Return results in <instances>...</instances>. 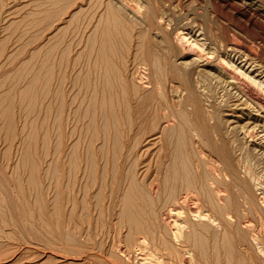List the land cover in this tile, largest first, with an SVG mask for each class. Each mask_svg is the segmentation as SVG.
Returning a JSON list of instances; mask_svg holds the SVG:
<instances>
[{"label":"rangeland","instance_id":"374dc122","mask_svg":"<svg viewBox=\"0 0 264 264\" xmlns=\"http://www.w3.org/2000/svg\"><path fill=\"white\" fill-rule=\"evenodd\" d=\"M129 1L0 0V264H151L152 262L153 264H187V262L189 264H264V225L258 224L246 204H244L246 206L240 204L241 207L232 210L233 219L225 221L217 215L214 222L208 218L209 221H207L206 218L199 217V215H189L186 205H183L179 219L182 218L184 221H182L181 234L177 237L170 232L169 223L157 220L161 219L162 211H166V204L173 201L174 192L176 194L178 191L185 192L188 189V193L191 192L190 188H185L183 184L185 179L193 174H195L194 178H197V183L195 181L192 188L199 190L198 194L202 193L199 196L200 206L206 208L208 192L205 189L207 186L203 183L207 181L208 172L205 171L209 170L208 166L205 167L209 157V148L201 144L202 147L195 145L194 150L192 149V145L196 144L195 141L200 140V138L193 137L195 141H192V116H189L187 111L178 105L179 103H175L176 98L169 90L170 84L164 80L167 78L161 77L165 75L162 70L167 67V57L162 51V45L159 47V43L157 44L156 38L161 37L157 31L168 32L171 29L169 20L175 22L179 16L184 19L183 23L192 19L193 23L190 22L194 24L201 19L200 24L204 21H211L214 26L226 25L225 29L228 28V32L235 31L238 35L239 32L243 33V36L240 35L246 43L252 42L248 39L250 37L245 36L242 30L228 20L224 12L217 11L218 9H215L211 0L151 1L153 6L159 3L158 7H162V10L167 8L164 9L166 12L171 9L173 11L169 13L175 11V14H167L169 19L162 20L163 25L169 26L165 27L166 30L163 26L156 28L160 26L156 19L154 22L149 20L148 7H146L147 9L144 7L148 4H143L146 3L145 0L142 2L140 0ZM154 2L156 3L154 4ZM258 2L264 8V0H258ZM158 7H155L157 13L159 12L157 11ZM177 7L178 9H176ZM192 7L197 10H192ZM144 9L147 11L146 14ZM161 9L160 11H162ZM142 10L143 12H140ZM137 12L145 14L147 17L144 18V15ZM191 13L193 18H190L192 17ZM176 14L178 15L176 16ZM207 14L208 18L205 16ZM169 15H175L172 16L174 20ZM194 17L196 18L194 19ZM253 41L264 50L263 38L257 37ZM164 61L165 65H162ZM105 62L110 66L107 65V67ZM105 71L108 73L106 74ZM115 74L121 75L118 78ZM120 76L123 77L120 78ZM105 78L108 79L106 82ZM48 79L50 83L47 82ZM125 84L130 87L127 88ZM60 96H63V99ZM57 100L63 102L59 101L60 104ZM58 103L60 105H57ZM61 106H63L62 110L57 108ZM135 106L136 108H134ZM166 106H169L171 110ZM157 107L158 109L155 110ZM178 108L182 110L180 111ZM135 111L141 114L138 113V115ZM62 112L63 114H61ZM83 112L86 113L83 114ZM81 114L83 115L81 116ZM164 114L169 115L165 116ZM156 118L159 120H154ZM154 121H156L155 124ZM104 123L111 126L106 124L107 129H105ZM172 123L174 129H172ZM176 123H179L178 126ZM112 124L118 128L115 129ZM175 126L177 127L175 128ZM182 128L183 130H180ZM106 130L108 131L106 132ZM105 132L109 135H107L108 139L104 138L106 137ZM114 132L116 138L112 136L115 135ZM96 134L97 136H95ZM156 134L160 136L158 135L159 138L154 139L153 136ZM169 134L173 137H170ZM118 135H121V138ZM112 140L122 143L120 144L122 147ZM184 140L191 142L186 144ZM159 144L161 146L164 144L163 148ZM101 146L104 148L102 149ZM158 148H161L160 151ZM198 148L206 151L204 152L205 156L199 153ZM192 153L194 157H191ZM245 153L243 157L247 161L244 162H248L247 165L250 164L249 166L252 167H249L250 170L257 173L256 176H259L258 180L264 187V165L258 158L253 157L252 151L248 152L249 155L247 152ZM73 155L74 157H72ZM87 156L90 160L85 159ZM170 158L171 160H169ZM187 158L190 160L188 159V161ZM180 160L181 163H178ZM203 163L205 164L203 165ZM115 164L118 167L114 169ZM157 164H161V167L156 166ZM174 164H178L177 167L180 168ZM89 166L100 171L96 173V170ZM181 166L185 168L181 169ZM156 167L161 169L160 177L168 179L166 180L168 185L165 184L166 187L157 191L159 194L156 193L154 197L151 196L147 184L149 177L155 175L153 173L156 172ZM110 169L112 170L110 171ZM90 171L94 172L90 175L94 179L89 176ZM145 171L149 174H146ZM57 173L59 176H56ZM111 173H115L114 176ZM201 173L203 174L201 175ZM174 174L175 176L177 174L176 179H173ZM101 175L106 179L99 177ZM117 175L122 180L114 195L109 191L112 187L110 185H113L112 182ZM130 178L133 179V183ZM53 179L57 182H54ZM90 180L94 182H90ZM172 180H174L177 190L174 189L175 187H170ZM84 183H86L85 186ZM121 185L127 189L126 191L130 185L133 190L130 192L129 188L131 194H134V188L137 190L132 197L137 195L135 198L139 206L135 208V211L133 209V212L137 214L141 222L146 221L140 223L139 227L131 225L126 219V210L121 209L123 208L121 195H127ZM195 185L196 188H194ZM235 187L238 188L237 185ZM234 188H229L227 199L231 200V197L240 190L238 188L234 192ZM259 190H255L254 193L255 199L258 200L256 202L261 204L264 195ZM95 191L96 194H94ZM100 191L101 193H99ZM204 191L207 195L204 194ZM230 192L234 195L230 196ZM238 193L235 195L236 198ZM118 194L119 196H117ZM140 194L141 198H138ZM147 194H150L148 196L152 198H148ZM160 194L163 195L160 196ZM242 195H239L237 200H245L246 195L245 199H242L244 196ZM100 199L101 201H99ZM95 201L96 203H94ZM112 201L113 203H111ZM146 202L148 203L146 204ZM138 208L140 212H138ZM147 208L151 210V213L147 211L150 213L149 216L146 215L147 213L145 214ZM238 209L240 211L237 212ZM248 220L250 222H247ZM251 221L254 223L251 224ZM144 223H149L148 227H146L147 224L143 226ZM193 232L195 233L193 234ZM140 236H143L144 239L141 242H139ZM187 237L192 238L189 240Z\"/></svg>","mask_w":264,"mask_h":264},{"label":"bare ground","instance_id":"6f19581e","mask_svg":"<svg viewBox=\"0 0 264 264\" xmlns=\"http://www.w3.org/2000/svg\"><path fill=\"white\" fill-rule=\"evenodd\" d=\"M129 1V0H128ZM142 2V0H140ZM153 0H145L146 3H143L145 5L148 4V6H144L145 9H147L146 7H148L147 11L149 12L147 14V16L149 15V20H151L152 22L155 21L160 25L159 27H156L157 29L160 28L161 26H163L164 28L167 27L165 25L162 24V20L164 19H169L168 18V13L170 11H173V9L169 10L168 12H166L165 8H163V10L160 8V6L158 7L157 3L155 6H153L152 2ZM156 1V0H155ZM159 1V0H158ZM209 1V0H208ZM212 3L214 4V6L216 7L215 9H218L217 11H221L224 12L227 19L232 21L240 30H242L244 32L245 36H248L250 38H248L249 40H251L252 42L250 43H246V41L244 40L243 37H241V32H239V35L237 33H235V31L233 32H228V28L225 29V26H214L211 21L210 22H203L202 20V24L199 23V21L201 20H197L198 23L194 22V24H191V22L193 23V21L189 20V21H185L184 23L182 21H184L183 18H179L177 17V21L172 22V20H169V25L170 26V30L168 32H161L164 30H161L160 32L157 31L158 33H160L159 38H161V40H159V38H156L157 44L162 45V48L165 52V57H167V67H165L166 69L162 70V72L164 71L165 75L161 76V77H165L167 79H164L165 81L167 80L169 82V90H171V92L174 94L176 100L175 103H179L178 105L181 106L182 109H185L187 111V114H189V116H192V126L191 127L193 129V136H192V141H195L194 138H200V140L197 139V141H195L196 144L192 145V149L193 147L196 146H201L202 145H206L209 148V157L207 158L208 160L206 161L207 165H205V167H207L209 170L205 171L208 172L207 174V181L206 183H203V185L205 184V186H207L205 189L208 192V196L206 191H204L206 194L205 197L206 198V203H207V207H202L200 206V197L201 194H198L197 192H200L199 190H195L193 189V184L196 181L197 183V178H194L195 174L188 176L183 184V186L185 188H190V193L189 189L188 191L182 192V191H178L176 194L174 192L173 196L174 199L171 203H167L166 205V211H162L163 213L161 214V219H157V220H163L165 221V223H169L170 226V232L175 236H179L181 234V226H182V221H184V219H179V215L182 211V206L186 205L187 211L189 212V215H199V217L202 218H208L210 220H212L211 222H214L213 220L217 217V215L221 216V218H223L225 221H229L230 219H233V215L232 214V210L237 209L239 207H241L242 205L246 204L248 208H250V213L252 212L254 214V218L258 221V224H261L262 226L264 225V198L261 202V204L257 203L255 199V190H259V192H262L264 195V187L260 184V181L258 180L259 176L257 177L255 172L253 170H250L249 165H247L246 163L248 162H244L247 161L244 160V153L245 152H251L254 154V158L256 157V159L258 158V160L261 161V163L264 165V50L263 47L261 48L260 46L256 45L255 43H253V39H256L257 37H261L264 39V8L262 7V5H260V3L258 2V0H211ZM111 2V0H110ZM131 2V1H129ZM144 2V1H143ZM168 2V1H167ZM177 2V1H176ZM175 2V3H176ZM121 3V2H120ZM156 2H154L155 4ZM180 3V2H179ZM211 3V4H212ZM111 4V3H110ZM122 4V3H121ZM124 4V3H123ZM129 4V3H128ZM162 4V3H161ZM141 5V4H140ZM173 5V4H172ZM142 6V5H141ZM157 11H159L158 13L156 12V8ZM169 6V5H167ZM213 6V5H212ZM211 6V7H212ZM264 6V5H263ZM126 7V6H125ZM175 7V6H174ZM180 7V6H179ZM199 7V6H198ZM204 7V6H203ZM110 8V7H109ZM128 8V7H127ZM133 8V7H132ZM137 8V7H136ZM188 8V6H187ZM194 7H192V10H197V9H193ZM126 9V8H125ZM131 9V8H130ZM144 12L146 14L147 11ZM160 9L162 11H160ZM165 9V10H164ZM178 9V7L176 8ZM139 10V9H136ZM180 10V9H179ZM191 10V9H190ZM191 10V11H192ZM115 11V9H114ZM126 11V10H125ZM129 10L127 9V12ZM134 11V10H132ZM184 11V10H182ZM140 12H143L140 11ZM175 12V11H174ZM169 13V14H173ZM177 12L179 13L180 11L177 10ZM190 12V11H189ZM196 12V11H195ZM133 13V12H132ZM139 13V12H137ZM199 13V12H198ZM203 13L205 14V12L203 11ZM140 14V13H139ZM138 14V15H139ZM145 14H140V15H144V18H146L147 16ZM175 14V13H174ZM182 15V13H179ZM185 14V13H183ZM194 14V13H193ZM115 15V14H114ZM135 15V14H133ZM178 14H176L177 16ZM187 15V14H186ZM146 16V17H145ZM170 16V15H169ZM172 16L175 15H171L170 17L173 18ZM192 16V13L191 15ZM190 16H187L188 18ZM208 18V14L205 15ZM216 16V15H215ZM112 17V16H109ZM201 17V16H200ZM211 17V15H210ZM209 17V18H210ZM213 17V15H212ZM217 17V16H216ZM114 18V17H113ZM121 18V17H120ZM185 18V17H184ZM190 18H193L190 17ZM196 17H194L195 19ZM111 19V18H110ZM180 19H183L180 21ZM211 19V18H210ZM148 20V19H147ZM174 20V18H173ZM188 20V19H186ZM218 20V19H217ZM140 21V18H139ZM138 21V22H139ZM191 21V22H190ZM212 21H214L212 19ZM123 22V21H121ZM166 22V20H165ZM172 22V23H171ZM124 23V22H123ZM155 23V24H157ZM196 23V24H195ZM218 23V22H216ZM226 23V22H225ZM151 24V23H150ZM168 24V23H165ZM198 24V25H197ZM219 24V23H218ZM143 25V24H141ZM145 25V24H144ZM217 25V24H215ZM220 25H222L220 23ZM234 25V26H235ZM146 26V25H145ZM155 26V25H154ZM158 26V25H156ZM144 27V26H143ZM153 27V25H152ZM169 27V26H168ZM154 28V27H153ZM156 29V30H157ZM166 30V28H165ZM227 30V31H226ZM237 30V29H236ZM155 31V30H153ZM156 32V31H155ZM238 32V31H236ZM241 34V35H240ZM159 35V34H158ZM156 36V35H155ZM243 36V35H242ZM90 45H92L91 43H89ZM88 47V46H87ZM161 48V49H162ZM90 49V48H89ZM105 50V49H104ZM101 50V51H104ZM151 51V50H150ZM90 52V51H89ZM88 52V53H89ZM92 52V51H91ZM87 53V52H86ZM102 54V53H101ZM164 54V53H163ZM91 55V54H90ZM107 55V54H106ZM101 57H103L102 55H100ZM108 56V55H107ZM163 56V55H162ZM162 61L164 60L163 57ZM100 57V58H101ZM105 57V55H104ZM107 58V57H106ZM105 59V58H104ZM106 60V59H105ZM108 60V58H107ZM158 60V59H157ZM108 62V61H106ZM105 62V63H106ZM159 62V61H158ZM104 63V64H105ZM165 61L163 62L162 65L164 64ZM100 64V63H98ZM96 64V65H98ZM110 66L109 64L106 63V66ZM93 66H95V64H93ZM107 66V67H108ZM160 66V65H159ZM101 67V65H100ZM106 67V68H107ZM105 68V70H107ZM113 68V65H112ZM49 69V68H48ZM48 69H46L48 71ZM96 69V66H95ZM114 69V68H113ZM51 70V69H49ZM112 70V69H111ZM120 71V69H118ZM52 71V70H51ZM91 71V70H90ZM159 71H161L159 69ZM44 72V71H43ZM50 72V71H48ZM92 72V71H91ZM90 72V73H91ZM97 72V71H96ZM111 72V71H110ZM116 72L118 73L117 69ZM121 72V71H120ZM95 73V71H94ZM105 73L107 74L108 71H105ZM114 73V71H113ZM112 73V74H113ZM45 74V72H44ZM48 74V73H46ZM49 75V74H48ZM117 75V74H115ZM114 75V77H116ZM118 74V78H119ZM142 75V74H140ZM45 76V75H44ZM50 76V75H49ZM48 76V77H49ZM52 76V75H51ZM97 76V75H96ZM105 76V75H104ZM145 76V75H144ZM123 76H120V78H122ZM109 78V77H108ZM126 78V77H125ZM124 78V79H125ZM147 78V77H146ZM35 80V78H34ZM52 80V77H51ZM97 80V79H95ZM108 80V79H107ZM105 78V82L107 81ZM121 80V79H120ZM123 80V79H122ZM126 80V79H125ZM145 80V79H144ZM127 81V80H126ZM125 81V82H126ZM160 81V80H159ZM158 81V82H159ZM49 82V79L48 81ZM124 82V83H125ZM164 83V81H161ZM50 83V82H49ZM109 83V81L107 82V84ZM127 83V82H126ZM145 83V82H144ZM167 83V82H166ZM97 85V84H96ZM126 85V84H125ZM50 86V85H49ZM127 86V85H126ZM164 86V85H163ZM130 86H127V88H129ZM110 88V87H109ZM108 88V90H109ZM130 90V89H129ZM111 92V91H110ZM109 92V94H110ZM132 92V90H131ZM168 93V92H167ZM92 94V93H91ZM170 95V94H169ZM91 96V95H90ZM61 97V96H60ZM63 97V96H62ZM61 97V98H62ZM147 97V96H146ZM150 97V96H149ZM170 97V96H169ZM151 98V97H150ZM149 98V99H150ZM63 99V98H62ZM133 99V98H132ZM147 99V98H146ZM172 99V98H171ZM65 100V99H64ZM163 100V99H161ZM58 101V100H57ZM61 103L63 102L62 100ZM58 101V102H59ZM132 101V100H131ZM130 101V102H131ZM147 101V100H146ZM151 101V100H150ZM149 101V102H150ZM163 102H165L163 100ZM60 103V102H59ZM57 105H60V104ZM66 103V102H65ZM168 103V102H167ZM172 103V102H170ZM161 104V103H160ZM163 104V103H162ZM166 104V103H165ZM133 105V104H131ZM164 105V104H163ZM168 105V104H167ZM172 105V104H171ZM176 105V104H175ZM54 107V106H53ZM62 107H57L59 109L62 110ZM130 107V106H129ZM132 107V106H131ZM150 107V106H149ZM165 107V106H164ZM168 107V109L171 110V108H169V106H166V108ZM174 107V106H173ZM51 108V105H50ZM65 108V107H64ZM136 108V106L134 107ZM163 108V107H162ZM6 109V108H5ZM9 109V108H8ZM58 109V110H59ZM130 109V108H129ZM158 107L155 109L157 110ZM167 109V110H168ZM180 108H178V110H182ZM140 110V108H139ZM177 110V111H178ZM184 110V111H185ZM143 111V110H142ZM174 111V110H173ZM176 111V110H175ZM183 111V112H184ZM3 112V111H2ZM61 112V111H59ZM116 112V111H115ZM113 112V113H115ZM136 112V111H135ZM166 112V111H165ZM172 112V111H171ZM6 113V112H5ZM8 113V111H7ZM86 113V112H85ZM83 112V114H85ZM137 113V112H136ZM140 113V112H138ZM137 113V114H138ZM143 113V112H142ZM180 113V112H178ZM60 114V113H59ZM63 114V112L61 113ZM60 114V115H61ZM81 114V116L83 115ZM118 114V113H117ZM134 114V113H133ZM141 114V113H140ZM156 114V113H154ZM153 114V115H154ZM158 114V112H157ZM167 114V113H166ZM173 114V112H172ZM182 114V113H180ZM186 114V115H187ZM57 115V114H56ZM111 115V114H110ZM139 115V114H138ZM165 115V114H164ZM169 115V114H168ZM165 115V116H168ZM175 115V114H174ZM183 115V114H182ZM79 116V117H81ZM113 116V115H112ZM142 116V115H141ZM151 116V115H150ZM180 116V115H179ZM184 116V115H183ZM158 117V116H156ZM57 118V117H55ZM112 118V117H111ZM114 118V117H113ZM183 118V117H182ZM185 118V117H184ZM61 119V118H60ZM63 119V118H62ZM110 119V118H108ZM108 119H106L108 121ZM120 119V118H119ZM157 119L159 120V118H156L154 120L157 121ZM187 119V118H186ZM162 120V119H161ZM177 120V119H176ZM182 120V119H181ZM188 120V119H187ZM185 120V121H187ZM105 121V122H107ZM111 121H113V119H111ZM142 121V120H141ZM147 121V119H146ZM154 121V124L155 122ZM172 121V120H171ZM178 121V120H177ZM190 121V120H189ZM93 122V121H91ZM109 122V121H108ZM115 122V121H114ZM151 122V121H150ZM160 123V121H158ZM174 122V121H173ZM63 123V122H62ZM111 123V122H110ZM139 123V122H137ZM184 123V122H183ZM187 123V122H186ZM105 124V129L106 128V124L108 123H104ZM115 124V123H114ZM114 124H112V126H115ZM118 124V123H117ZM116 124V125H117ZM173 124V123H172ZM177 126L179 123H176ZM189 123V125H191ZM62 125V124H61ZM164 125V124H163ZM188 125V124H187ZM91 126V125H90ZM107 126H111V125H107ZM120 126V125H119ZM175 126V128L177 127ZM132 127V126H131ZM164 127V126H162ZM166 127V126H165ZM182 127V126H180ZM188 127V126H187ZM93 128V127H92ZM113 128V127H112ZM118 128V127H117ZM115 126V129H117ZM148 128V127H146ZM120 129V128H119ZM118 129V130H119ZM139 129V128H137ZM161 129V128H160ZM163 129V128H162ZM161 129V130H162ZM172 129H174V124L172 125ZM103 130V129H102ZM151 130V129H150ZM164 130V129H163ZM166 130V129H165ZM178 130V129H177ZM180 130H183L180 129ZM188 130V128H187ZM190 130V129H189ZM108 130H106L107 132ZM137 131V130H136ZM139 131V130H138ZM143 131V130H142ZM140 131V132H142ZM152 131V130H151ZM167 131V130H166ZM171 131V130H169ZM98 132V131H97ZM101 132V131H100ZM105 132V136L104 138H107V135ZM111 132V131H110ZM145 132V131H144ZM161 132V131H160ZM173 132V131H171ZM188 132V131H187ZM104 133V132H103ZM119 133V132H118ZM117 133V134H118ZM137 133V132H136ZM149 133V132H148ZM162 133V132H161ZM159 133V134H161ZM167 133V132H165ZM180 133V132H179ZM183 135L184 133L181 132ZM93 134V133H92ZM115 134V132H114ZM141 134V133H140ZM143 134V133H142ZM145 134V133H144ZM147 134V133H146ZM156 134L155 136H153L154 139L159 138L158 135ZM174 134V133H172ZM101 135V134H100ZM136 135V134H135ZM138 135V134H137ZM171 134H169L170 136ZM94 136V135H93ZM97 136V134L95 135ZM94 136V137H95ZM109 136V135H108ZM113 137L116 136L112 135ZM125 136V135H124ZM144 136V135H143ZM160 136V135H159ZM190 136V135H189ZM102 137V138H103ZM119 138H121V135H118ZM139 137V135H138ZM137 137V138H138ZM173 137V136H170ZM194 137V138H193ZM92 138V137H91ZM100 138V137H99ZM103 138V139H104ZM111 138V137H110ZM116 138V137H115ZM108 139V138H107ZM107 139H105V141H108ZM127 139V138H126ZM184 139V138H183ZM183 139H180L181 141H183ZM98 140V139H97ZM96 140V141H97ZM101 140V139H100ZM128 140V139H127ZM137 140V139H136ZM140 140V139H139ZM163 140V139H162ZM161 140V141H162ZM166 140V139H165ZM164 140V142H166ZM168 140V139H167ZM177 140V139H175ZM115 141V140H112ZM111 141V143H112ZM123 141V140H122ZM159 141V140H158ZM185 141V140H184ZM103 143V141H101ZM116 142V141H115ZM140 142V141H139ZM152 142V141H151ZM163 142V143H164ZM171 142V141H170ZM177 142V141H176ZM186 142V141H185ZM191 142V141H189ZM189 142H186L189 143ZM82 143V142H80ZM90 143V142H89ZM93 143V142H92ZM117 144L120 142H116ZM115 143V145H116ZM131 143V142H129ZM136 143V142H135ZM194 143V142H193ZM113 144V143H112ZM127 144V143H126ZM153 144H155L153 142ZM158 144V143H157ZM202 144V145H201ZM93 145V144H90ZM89 145V146H90ZM102 145V144H101ZM107 145V144H106ZM118 145V146H119ZM128 145V144H127ZM160 145V144H159ZM173 145V143H172ZM181 145V144H180ZM103 146V145H102ZM101 146V147H102ZM126 146V145H124ZM134 146V145H132ZM142 146V145H141ZM158 146V145H157ZM164 146V144L162 145ZM160 145V147H162ZM169 146V145H168ZM191 146V144H190ZM94 147V146H93ZM119 147H122L121 145ZM128 148V146H126ZM179 147V146H178ZM91 148V147H90ZM89 148V149H90ZM104 147H102L103 149ZM163 148V147H162ZM170 148V147H168ZM172 148V147H171ZM191 148V147H190ZM188 148V149H190ZM114 149V148H113ZM116 149V148H115ZM136 149V148H135ZM154 149V148H153ZM161 149V148H160ZM160 149L158 148V151H160ZM178 149V148H177ZM94 150V149H93ZM146 150V149H145ZM168 150V149H167ZM173 150H175L173 148ZM194 150V149H193ZM192 150V151H193ZM199 153L204 155V152L202 148H198ZM151 151V150H150ZM156 151V150H155ZM157 151V152H158ZM165 151V150H164ZM163 151V152H164ZM191 151V150H190ZM119 152V151H118ZM131 152V151H130ZM129 152V153H130ZM161 152V153H163ZM166 152V151H165ZM92 153V152H91ZM104 153V152H103ZM146 153V152H145ZM181 153V150H180ZM186 153V152H184ZM189 153V152H187ZM194 153V152H193ZM192 153L191 157H194ZM95 154V153H94ZM120 154V153H119ZM158 154V153H157ZM246 154V153H245ZM92 155V154H91ZM124 155V154H122ZM142 155V154H141ZM155 155V154H154ZM164 155V153H163ZM166 155V154H165ZM168 155V154H167ZM173 155V154H172ZM174 155H176L174 153ZM191 155V154H189ZM188 155V156H189ZM207 155V153H206ZM249 155V153L247 154ZM251 155V154H250ZM126 156V155H125ZM182 156V155H181ZM184 156V155H183ZM187 156V154H186ZM246 156V155H245ZM74 157V155L72 156ZM93 157V156H92ZM108 157V156H107ZM160 157V156H159ZM163 157V156H162ZM168 157V156H167ZM173 157V156H172ZM171 157V158H172ZM248 156H246L247 158ZM125 158V157H124ZM171 158L169 160H171ZM176 158V157H175ZM183 158V157H182ZM182 158H178V159H182ZM249 158V157H248ZM82 159V158H80ZM85 159H89L88 156ZM108 159V158H107ZM161 159V157H160ZM173 159V158H172ZM190 160V158H187V160ZM250 159V158H249ZM74 160V158H73ZM72 160V161H73ZM93 160V159H91ZM124 160V159H123ZM144 160V159H143ZM167 160V159H166ZM168 160V161H169ZM174 160V159H173ZM183 160V159H182ZM188 160V161H189ZM192 160V159H191ZM204 160V159H202ZM201 160V161H202ZM255 160V159H254ZM253 160V161H254ZM51 161V160H50ZM179 161V160H177ZM185 161V160H184ZM195 161V160H194ZM200 161V162H201ZM259 161V163H260ZM75 162V161H74ZM97 162V161H96ZM108 162V161H107ZM160 162V161H159ZM183 162V161H182ZM186 162V161H185ZM203 162V161H202ZM256 162V161H255ZM91 163V162H89ZM93 163V161H92ZM113 163V162H111ZM110 163V164H111ZM115 163V162H114ZM124 163V162H122ZM156 163V162H155ZM173 163V162H171ZM170 163V164H171ZM176 163V161H175ZM181 163V160L180 162ZM250 163V162H249ZM260 163V164H261ZM36 164V163H35ZM53 164V163H52ZM76 164V163H75ZM99 164V163H98ZM167 164V163H165ZM169 164V165H170ZM185 164V163H184ZM183 164V165H184ZM191 164V163H190ZM194 164V163H193ZM202 165V163H199ZM205 163H203L204 165ZM59 165V164H58ZM86 165V164H85ZM91 165V164H90ZM95 165V164H94ZM113 165V164H111ZM121 165V164H120ZM136 165V163H135ZM148 165V164H146ZM161 164H157L156 166H160ZM166 165V166H169ZM175 165V164H174ZM171 165V166H174ZM178 165V164H177ZM177 165H175L177 167ZM192 165V164H191ZM51 166V165H50ZM53 166V165H52ZM57 166V165H56ZM93 166V164H92ZM89 166V167H92ZM96 166V165H95ZM149 166V165H148ZM174 166V167H175ZM180 166V165H179ZM80 167V166H79ZM87 167V166H86ZM88 167V168H89ZM97 167V166H96ZM103 167V165H102ZM112 167V166H111ZM110 167V168H111ZM118 167L117 164H115L114 169ZM152 167V166H151ZM170 167V166H169ZM182 167V166H181ZM194 167V166H193ZM204 167V168H205ZM254 167V166H253ZM33 168H37V167H33ZM52 168V167H51ZM87 168V170H88ZM100 168V167H98ZM97 168V169H98ZM120 168V167H119ZM117 168V169H119ZM135 168V167H133ZM144 168V167H143ZM142 168V169H143ZM157 170L156 172H154L153 174L155 175H151L149 177V181H148V189L150 190V194L151 196H156L157 191H160L164 186L166 187L165 184L166 179H162L160 177L161 169H159L158 167H156ZM155 168V169H156ZM168 168V167H167ZM172 169V167H170ZM180 168V167H177ZM185 168V167H184ZM183 167L181 169H184ZM190 168V167H188ZM252 168V167H251ZM50 169V168H49ZM56 169V168H55ZM81 169V168H80ZM92 169H94V167H92ZM105 169V168H104ZM124 169V168H123ZM146 169H149L146 167ZM145 169V170H146ZM153 169V168H152ZM187 169V168H186ZM85 170V169H84ZM96 170V169H94ZM103 170V169H102ZM112 169H110L111 171ZM125 170V169H124ZM133 170V169H132ZM137 170V169H136ZM141 170V169H140ZM144 170V169H143ZM142 170V171H143ZM165 170V167H164ZM173 170H175L173 168ZM201 170V169H200ZM207 170V169H205ZM50 171V170H48ZM47 171V172H48ZM61 171V170H60ZM100 171V170H98ZM96 170V173L98 172ZM109 171V172H110ZM123 171V170H122ZM126 171V170H125ZM135 171V170H134ZM151 171V170H150ZM182 171V170H181ZM189 171V170H188ZM203 171V170H202ZM260 171V170H258ZM33 172V171H32ZM52 172V171H51ZM84 172V171H83ZM91 172V171H90ZM114 172V171H112ZM120 172V171H119ZM124 172V171H123ZM122 172V173H123ZM180 172V171H179ZM187 172V170H186ZM50 173V172H48ZM63 173V172H62ZM82 173V172H81ZM87 173V172H85ZM94 172L92 171L89 176L91 174H93ZM121 173V174H122ZM131 173V172H129ZM144 173V171H143ZM145 173L149 174V172ZM189 174L191 172H188ZM186 173V174H188ZM55 174V173H54ZM66 174V173H64ZM84 174V173H83ZM107 174V173H106ZM112 174V173H111ZM110 174V175H111ZM115 174V173H114ZM114 174H112L114 176ZM121 174H118L121 176ZM192 174V173H191ZM203 173H201L202 175ZM53 175V174H52ZM58 175V173L56 174V176ZM82 175V174H81ZM95 175V174H94ZM104 175V174H103ZM111 175V176H112ZM114 177L113 180V185H110L108 183V185L112 186L109 191L112 192V194L117 193V188L118 186H120L121 184V177ZM124 175V174H122ZM129 175V174H128ZM59 176V175H58ZM61 176V175H60ZM74 176V175H73ZM87 176V175H86ZM96 176V175H95ZM149 176V175H148ZM177 176V174H176ZM174 174V178L176 179ZM82 177V176H81ZM91 179L93 178L92 176H90ZM99 177H103L102 175ZM165 177V175H164ZM172 177V176H171ZM56 178V177H55ZM80 178V177H79ZM85 178V177H84ZM87 178V177H86ZM106 179V177H103ZM112 178V177H110ZM148 178V177H147ZM94 179V178H93ZM99 179V178H98ZM132 179V178H130ZM97 180V179H96ZM111 180V179H109ZM127 180V178H126ZM200 180V179H199ZM54 181V179H53ZM56 181V180H55ZM54 181V182H55ZM72 181V179H71ZM93 180H90V182ZM99 181V180H97ZM96 181V183H97ZM101 181H103V179L101 178ZM135 181V180H134ZM139 181V180H137ZM171 181V180H170ZM174 180H172V182L170 183V187H175V182H173ZM180 181V180H179ZM178 181V182H179ZM183 181V180H182ZM203 181V180H200ZM57 182V181H56ZM86 182V181H85ZM90 182H86V183H90ZM94 182V181H93ZM105 182V181H104ZM110 182V181H109ZM145 182V181H143ZM142 182V184H143ZM237 185L238 188L240 189V193H238V197L239 195L241 196L243 193V197L242 199L245 197L246 195V199L239 201L237 200L238 197L236 198V194H232V192H230V196L234 195L231 197L230 199H227V195L229 192V188L233 189L235 186ZM86 183H84V186L86 185ZM100 183V182H98ZM111 183V182H110ZM111 183V184H112ZM131 183H133V179L131 181ZM138 183V182H136ZM180 183V182H179ZM195 183V184H196ZM102 184V183H100ZM104 184V183H103ZM141 184V185H142ZM207 184V185H206ZM92 185V184H91ZM94 185V184H93ZM107 185V187H108ZM125 185V184H123ZM131 185V184H130ZM129 185V188H130ZM135 185V184H134ZM168 185V184H167ZM178 185V184H177ZM197 185V184H196ZM196 185L194 186V188H196ZM199 185V184H198ZM233 187H232V186ZM89 186V185H87ZM122 186V185H121ZM231 186V187H230ZM106 187V185H105ZM136 187V186H135ZM139 187V186H138ZM144 187V184H143ZM146 187V186H145ZM164 187V188H165ZM201 187V186H199ZM100 188V187H98ZM102 189H104L103 187H101ZM100 188V189H101ZM121 188V187H120ZM128 191H126L127 189H124L122 186V190L124 189L127 193L126 196L121 195L122 198V205L123 208L121 209H125L126 210V215H127V221H129V223L131 225H133L134 227H139L140 223L142 222H146V221H140L139 217L137 216V214H135L133 212V209L135 211V208L139 206L136 198L137 195L133 198L132 195L135 194V192H137V190H135L136 188H134V194L129 193V189ZM177 187H175L174 189H176ZM238 188H234V192H236V189ZM86 189V188H85ZM99 189V190H100ZM180 189V188H179ZM200 189V188H199ZM98 190V189H96ZM177 190V189H176ZM175 190V191H176ZM187 190V189H186ZM87 191V190H84ZM119 191V190H118ZM133 191L132 189L130 190V192ZM169 191V189H168ZM196 191V192H195ZM89 192V191H88ZM98 192V191H97ZM202 192V191H201ZM87 193V192H86ZM101 193V191L99 192ZM99 193H97L99 195ZM124 193V191H123ZM148 193V192H147ZM170 193V192H169ZM59 194V193H58ZM96 194V191L95 193ZM142 194V193H141ZM141 194L138 196V198H141ZM150 194H147L150 195ZM159 193H157L158 195ZM60 195V194H59ZM82 195V194H81ZM103 195L105 196V193L103 192ZM115 195V194H114ZM163 194H160V196ZM94 196V195H93ZM119 196V194L117 195ZM123 196V197H122ZM81 197V196H80ZM82 197H84L82 195ZM95 197V196H94ZM97 197V196H96ZM101 199L102 196H100ZM167 197V196H166ZM164 197V198H166ZM98 198V197H97ZM112 198V197H111ZM148 198H152L149 197ZM169 198V197H167ZM203 200L204 198L201 197ZM81 199V198H80ZM85 199V198H84ZM101 199L99 201H101ZM98 200V199H97ZM104 200V199H103ZM117 200V199H115ZM172 200V199H171ZM234 200V201H233ZM261 200V199H260ZM74 202V200H72ZM88 201V200H87ZM258 201V200H257ZM144 202V200H143ZM241 202V203H240ZM260 202V201H259ZM76 203V201L74 202ZM96 203V201L94 202ZM113 203V201L111 202ZM116 203V202H115ZM148 202H146L147 204ZM79 204V203H78ZM83 204V203H82ZM81 204V205H82ZM103 204V202H102ZM107 204V203H106ZM241 204V206H240ZM117 205V204H116ZM244 205V206H246ZM88 206V205H87ZM86 206V207H87ZM96 206V205H93ZM109 206V205H108ZM115 206V205H114ZM141 206V205H140ZM84 207V206H83ZM84 207V208H86ZM119 207V206H118ZM142 207V206H141ZM146 207V205H145ZM246 207V208H247ZM107 208V207H106ZM143 208V207H142ZM149 208V207H148ZM147 210L145 211V214L148 215L151 213V210ZM247 208V209H248ZM109 209V208H108ZM111 209V206H110ZM151 209V208H149ZM241 209V208H240ZM243 209V207H242ZM245 209V208H244ZM112 210V209H111ZM246 210V209H245ZM116 211V210H115ZM147 211H150L147 212ZM237 212L240 211L239 209L236 210ZM138 212L139 208H138ZM237 212H235L237 214ZM244 212V211H243ZM242 212V213H243ZM246 212V211H245ZM117 213V212H116ZM153 213V211H152ZM249 213V212H246ZM123 214V213H122ZM183 214V213H182ZM235 214V216H236ZM240 214V212H239ZM245 214V213H243ZM186 215V214H185ZM241 215V214H240ZM248 215V214H247ZM120 216V215H119ZM118 216V217H119ZM123 216H125V214H123ZM149 216V215H148ZM147 216V217H148ZM155 216H157L155 214ZM160 216V215H159ZM188 216V215H187ZM191 216V217H192ZM250 216V215H248ZM126 217V216H125ZM146 217V218H147ZM247 217V216H246ZM123 218V217H122ZM121 218V220H123ZM157 218V217H156ZM194 218V217H193ZM239 219H241L240 217H238ZM120 219V218H117ZM188 219V218H187ZM207 219V221H209ZM247 219V218H246ZM218 220V219H217ZM236 220V219H235ZM251 220V219H249ZM247 222H250V221ZM253 220V219H252ZM120 222V220H118ZM156 221V220H155ZM191 221H193L191 219ZM239 221V220H238ZM246 221V220H245ZM244 221V222H245ZM256 221V222H257ZM126 222V221H125ZM149 222V221H148ZM243 222V221H242ZM253 221H251L252 224ZM192 223V222H191ZM207 223V222H206ZM254 223V222H253ZM147 224L144 223L142 224L143 226ZM155 224V223H153ZM158 224V223H157ZM250 224V223H249ZM149 223L147 224L146 227H148ZM260 225V226H261ZM158 226V225H157ZM166 226V225H165ZM259 226V225H258ZM160 228V227H159ZM154 232V231H153ZM183 232V231H182ZM198 232V231H197ZM160 233V232H159ZM191 233V232H190ZM195 232H193L194 234ZM143 234V233H142ZM188 234V233H187ZM189 235V234H188ZM192 235V234H191ZM197 236H200L198 234H195ZM195 235H193L195 237ZM139 236V235H138ZM137 236V237H138ZM141 237V236H140ZM158 237V236H157ZM202 237V236H201ZM189 239V237H187ZM192 238V237H191ZM190 238V239H191ZM197 238V237H196ZM199 238V237H198ZM189 239V240H190ZM194 239V238H193ZM143 236L141 238H139V242L143 241ZM187 240V239H186ZM199 240V239H198ZM197 240V241H198ZM195 241V240H193ZM200 242V241H199ZM233 242V241H232ZM203 243V242H202ZM230 243V242H228ZM201 244V242H200ZM202 246V244H201ZM231 248V247H230ZM154 255V254H153ZM151 255V256H153ZM161 255V254H160ZM163 255V254H162ZM193 255V254H191ZM141 256V255H140ZM150 256V257H151ZM188 256V255H187ZM184 256V257H187ZM161 257V256H159ZM183 257V256H182ZM191 257V256H188ZM120 258V257H119ZM122 258V257H121ZM120 258V259H121ZM126 258V257H125ZM154 258V257H153ZM156 258V257H155ZM128 259V258H126ZM147 259V258H146ZM163 259V257H162ZM184 259V258H182ZM186 259V258H185ZM142 260V259H141ZM188 260V259H187ZM116 261V260H115ZM115 261H113L115 263ZM131 261V260H130ZM184 261V260H183ZM126 262V261H125ZM142 262V261H140ZM152 262V261H149ZM182 262V261H181ZM136 263V262H135ZM139 263V262H138ZM147 263V261H146ZM186 263V261H185ZM97 264V263H96ZM113 264V263H112ZM118 264V263H117ZM123 264V263H122ZM142 264V263H140ZM153 264V262L151 263ZM187 264H189L187 262ZM196 264V263H195ZM199 264V263H197Z\"/></svg>","mask_w":264,"mask_h":264}]
</instances>
